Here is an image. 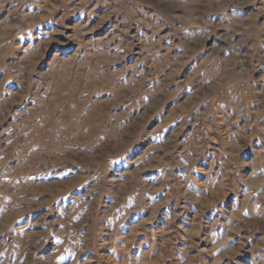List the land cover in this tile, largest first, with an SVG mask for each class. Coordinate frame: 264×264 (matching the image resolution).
<instances>
[{
	"label": "rangeland",
	"instance_id": "rangeland-1",
	"mask_svg": "<svg viewBox=\"0 0 264 264\" xmlns=\"http://www.w3.org/2000/svg\"><path fill=\"white\" fill-rule=\"evenodd\" d=\"M0 264H264V0H0Z\"/></svg>",
	"mask_w": 264,
	"mask_h": 264
}]
</instances>
